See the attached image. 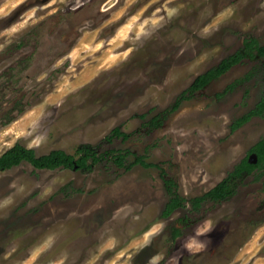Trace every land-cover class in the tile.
Wrapping results in <instances>:
<instances>
[{
    "label": "rangeland",
    "instance_id": "rangeland-1",
    "mask_svg": "<svg viewBox=\"0 0 264 264\" xmlns=\"http://www.w3.org/2000/svg\"><path fill=\"white\" fill-rule=\"evenodd\" d=\"M251 38L264 45V0H0V156L21 144L101 157L91 169L0 170V264H264L261 171L224 201L191 202L264 138V115L232 127L264 99L257 52L187 91ZM137 156L160 167H129ZM172 196L185 206L165 218ZM206 220L213 229L195 236ZM193 237L206 247L184 248Z\"/></svg>",
    "mask_w": 264,
    "mask_h": 264
},
{
    "label": "trees",
    "instance_id": "trees-1",
    "mask_svg": "<svg viewBox=\"0 0 264 264\" xmlns=\"http://www.w3.org/2000/svg\"><path fill=\"white\" fill-rule=\"evenodd\" d=\"M21 44L22 43H19L18 46H21ZM255 51L258 53V55L264 57V45L260 44L256 38H251L246 41L245 49L223 60L218 66L214 67L208 72L198 76L191 85L190 89L187 91L197 92L201 89H204L213 80L224 75L234 65L238 64L244 58L248 56H255ZM182 98L188 99L189 97L183 95ZM180 105L181 100L176 103L173 110H178ZM257 115H264V99H262L256 105L255 109H253L247 115L236 119L232 126L233 130H237L238 128L246 124L253 116ZM113 132L118 137H127L126 134H124L119 128H116ZM253 151L258 154V165H251L247 161V159H244L240 164L235 167V169L230 173V175L222 182H220L216 187H214L202 196L192 198L191 202L194 209L199 210L201 204L206 200H213L219 202L230 198L236 192L234 185L235 179L240 178L245 174L252 173L253 171H255L256 168H258V170L262 172L257 177V179H259L260 176L264 174V138L257 143ZM76 154L79 156L78 158H76L75 155H70L64 151L55 150L50 154L37 156L33 149H28L21 144H16L14 147L10 148L0 156V170H9L15 166L20 165L23 162L31 163L34 167L38 169L55 170L60 167L72 169H91L94 164H97L101 160V157L98 155L94 147L89 145L80 146L77 149ZM129 155V152H118L117 156L115 157V163L121 167L126 166L128 162L127 158ZM90 159H92V163H89ZM132 165H142L145 168L160 167V165L157 164L147 163L144 157L142 156H137L136 161L131 163L129 167ZM164 180L170 188H172V186L175 184L173 180H169L167 178H165ZM185 201L186 200L184 198H181L179 196H172L166 204L162 216L165 218H169L175 211L185 206ZM179 222H185V220L181 219ZM171 233L173 240H175L179 236L183 235V227L173 226L171 228Z\"/></svg>",
    "mask_w": 264,
    "mask_h": 264
},
{
    "label": "clouds",
    "instance_id": "clouds-1",
    "mask_svg": "<svg viewBox=\"0 0 264 264\" xmlns=\"http://www.w3.org/2000/svg\"><path fill=\"white\" fill-rule=\"evenodd\" d=\"M212 229H213L212 221L206 220L202 228L198 226V228L195 231V236L205 235L209 233ZM207 243H210V241H208ZM183 247L189 251H191L194 247L197 250H200L206 247V244L205 242L195 240V238L193 237V238H189L188 241L183 245Z\"/></svg>",
    "mask_w": 264,
    "mask_h": 264
},
{
    "label": "bare ground",
    "instance_id": "bare-ground-1",
    "mask_svg": "<svg viewBox=\"0 0 264 264\" xmlns=\"http://www.w3.org/2000/svg\"><path fill=\"white\" fill-rule=\"evenodd\" d=\"M84 73V75H83V77H79V79L82 81V80H84L86 77H88L89 75H91L92 74V71L91 70H86L85 72H83ZM80 82V81H79ZM61 92V91H60ZM60 92H58V94L60 93ZM63 92V91H62ZM61 94H63V93H60V95ZM58 96V95H57ZM57 96L55 97V98H57ZM62 96V95H61ZM53 97V95L51 96V98ZM54 97H53V99H55ZM57 100V99H56ZM51 101H52V99H51ZM54 102H55V100H53ZM52 101V102H53ZM47 102V101H46ZM50 102V101H49ZM51 102V103H52ZM36 115L37 114V112L36 111H34V112H30L29 114H27L24 118H22V119H20L17 123H16V127L18 126L19 128L21 127V129H23V130H25L26 131V127H27V125H29L30 124V121H31V117L33 116V115ZM34 120H35V117H34ZM24 132V131H23ZM17 138H18V136H17Z\"/></svg>",
    "mask_w": 264,
    "mask_h": 264
},
{
    "label": "flooded vegetation",
    "instance_id": "flooded-vegetation-1",
    "mask_svg": "<svg viewBox=\"0 0 264 264\" xmlns=\"http://www.w3.org/2000/svg\"><path fill=\"white\" fill-rule=\"evenodd\" d=\"M255 52H256V51H255ZM236 65H237V64H236ZM234 66H235V65H234ZM234 66H233V67H234ZM233 67H232V68H233ZM220 77H221V76H220ZM201 90H202V89H201ZM199 91H200V90H199ZM253 117H255V116H253ZM251 119H252V118H251ZM251 119H250V120H251ZM250 120H249V121H250ZM254 153H256V152H255V151H252L251 154H250L249 156H247L245 159H247V161H248L251 165H255V166H256V165L259 164V157H258L257 162H253V163L250 162V156H251L252 154H254ZM256 154H257V153H256ZM257 155H258V154H257ZM255 171H258V168H256ZM216 186H217V185H216ZM216 186H215V187H216ZM212 189H213V188H212ZM209 191H210V190H209ZM205 194H206V193H205ZM201 196H202V195H201ZM206 201H207V200H206ZM223 201H224V200H223ZM219 202H221V201H219ZM178 226H180V225H178Z\"/></svg>",
    "mask_w": 264,
    "mask_h": 264
},
{
    "label": "water",
    "instance_id": "water-1",
    "mask_svg": "<svg viewBox=\"0 0 264 264\" xmlns=\"http://www.w3.org/2000/svg\"><path fill=\"white\" fill-rule=\"evenodd\" d=\"M258 160V155L256 153L252 154L250 156V162L253 163V162H257Z\"/></svg>",
    "mask_w": 264,
    "mask_h": 264
}]
</instances>
